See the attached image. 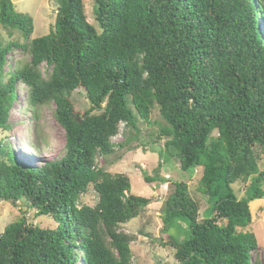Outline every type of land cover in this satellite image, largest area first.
<instances>
[{"label": "trees", "instance_id": "16d2710c", "mask_svg": "<svg viewBox=\"0 0 264 264\" xmlns=\"http://www.w3.org/2000/svg\"><path fill=\"white\" fill-rule=\"evenodd\" d=\"M51 1L55 20L47 35L22 44L0 40V130L10 128L16 86L23 85L31 110L54 104L63 155L35 166L1 140L0 200L21 201L56 227L23 218L7 225L0 264H131L136 236L119 227L150 200L131 193L127 176L111 177L97 157L124 147L111 140L121 124L134 138L139 121L152 126L154 108L163 125L152 144H164L155 176L144 173V181L167 182L158 173L170 161L185 174L200 169L196 191L208 205L200 220L188 184L174 181L162 233L179 231V223L189 233L168 236L164 245L178 264H260L255 235L244 229L252 222L250 203L264 199V0H94L99 30L87 21L83 0ZM0 26L26 40L33 32L32 18L10 0H0ZM15 48L25 60L9 62ZM78 89L90 103L82 113L70 100ZM238 181H249L240 199ZM90 187L96 204L80 205Z\"/></svg>", "mask_w": 264, "mask_h": 264}, {"label": "rangeland", "instance_id": "374dc122", "mask_svg": "<svg viewBox=\"0 0 264 264\" xmlns=\"http://www.w3.org/2000/svg\"><path fill=\"white\" fill-rule=\"evenodd\" d=\"M16 12L28 15L33 21V32L26 40L18 30L6 29L0 26V40L4 43H25L33 38L47 35L55 20V3L51 0H10ZM84 13L87 21L99 30L95 21L94 0H83ZM26 59L25 53L20 48H15L9 54L8 60ZM44 77L49 73V68L44 64L40 67ZM28 93L25 86L17 84L16 98L13 101L8 115L10 128L6 131L0 130V141L3 140L13 150L15 156L24 159L35 166H41L45 160H55L63 155L64 131L53 117L54 104L37 107L31 110L27 104ZM70 100L77 112H84L90 107L89 98L82 89L74 91ZM152 126L139 121V134L137 138L135 131L126 129L123 124L119 126V133L111 140L113 144H124L123 148H115L114 154L107 157H97L99 166H104L106 172L114 177L125 175L130 180L131 193L140 197L148 198L150 203L144 210L128 223L121 225V232L136 236V240L130 244L131 264H178L174 259V250L165 246L169 238L188 236L189 230L185 223L173 228L168 234L162 233L161 211L164 202L173 189L174 181H183L188 184L190 196L199 204V219L205 217L208 207L196 187L201 176L200 169L192 175L181 172L178 164L174 162L162 163L159 167V177L167 182L155 181L147 184L143 174L154 177L158 164H161L160 151L163 149L164 140L156 144V134L163 122L157 108L151 115ZM215 134V133H214ZM133 137V138H130ZM126 138L128 141H125ZM127 142V143H126ZM264 170V156L259 165ZM249 181H238L233 189L238 199L246 194ZM97 202V194L92 187L86 194L80 197V205L94 206ZM249 210L252 217L251 224L244 229L254 233L258 248L253 258L256 257L260 264L264 261V199H257L250 203ZM36 225L43 229H53L56 224L49 217L37 216L35 210L25 207L20 201L17 206L0 200V235L4 228L19 219Z\"/></svg>", "mask_w": 264, "mask_h": 264}]
</instances>
